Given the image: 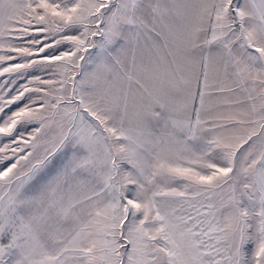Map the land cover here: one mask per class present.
<instances>
[{"label":"snow or ice","instance_id":"snow-or-ice-1","mask_svg":"<svg viewBox=\"0 0 264 264\" xmlns=\"http://www.w3.org/2000/svg\"><path fill=\"white\" fill-rule=\"evenodd\" d=\"M0 264H264V0H0Z\"/></svg>","mask_w":264,"mask_h":264}]
</instances>
